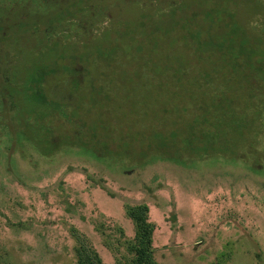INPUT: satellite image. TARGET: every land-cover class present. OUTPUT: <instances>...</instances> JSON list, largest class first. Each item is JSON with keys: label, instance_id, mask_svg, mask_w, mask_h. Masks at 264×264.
<instances>
[{"label": "rangeland", "instance_id": "374dc122", "mask_svg": "<svg viewBox=\"0 0 264 264\" xmlns=\"http://www.w3.org/2000/svg\"><path fill=\"white\" fill-rule=\"evenodd\" d=\"M240 52L264 74V0H0V264H76L78 236L124 263L126 203L159 264H264L252 88L175 79Z\"/></svg>", "mask_w": 264, "mask_h": 264}, {"label": "trees", "instance_id": "16d2710c", "mask_svg": "<svg viewBox=\"0 0 264 264\" xmlns=\"http://www.w3.org/2000/svg\"><path fill=\"white\" fill-rule=\"evenodd\" d=\"M168 8L170 9L171 7L169 6ZM233 15H236L235 12H233ZM243 58L245 57L243 56L242 52L235 56V66L233 70H229V75L220 71L213 72V74L182 73L175 79L177 80L178 85L183 83V86L185 88L186 85H188V82H190V79L196 82H206L212 79L222 80L221 85L212 87V92L218 99L221 98L220 93L230 83L236 84L238 81H240L241 83H243V85L247 83L250 84L252 92H250L249 107L245 108L244 113L246 114L247 112H249V114L252 116L250 119L252 125L250 127L253 128L255 126V129L253 131L254 133H257L260 130L259 126L262 124L264 125V117H261L257 109L259 108V105L260 107L262 106L263 100L259 99L258 95L261 94V92H264V74H261V72H259L261 70L259 69V71L251 72L249 74L242 62ZM242 77H249V79L246 81H242ZM205 85H209V83ZM207 88L209 89L210 87ZM0 103L4 105V101H0ZM255 110H257V112L259 113L258 116H253ZM77 171L82 172L80 170ZM83 174H86V172ZM110 195H112L111 192ZM124 210L125 216L132 223L133 236L130 239L126 238L124 231L119 228V230H121L119 232L121 234V237L123 238V241L118 240L117 249L118 247L123 246L127 254L124 256L125 262L121 263L120 261H118L117 264H159L156 260V250L154 247V234L156 231V226L151 220L149 205H147L146 203H140L136 205H129L126 203L124 206ZM77 242L78 246L76 248V264H106L100 254L95 250V248L87 239L78 236ZM105 244L107 245V247H109L110 250H115V246L110 242L106 241Z\"/></svg>", "mask_w": 264, "mask_h": 264}]
</instances>
